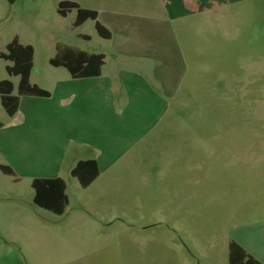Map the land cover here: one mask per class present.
Here are the masks:
<instances>
[{
    "label": "rangeland",
    "instance_id": "374dc122",
    "mask_svg": "<svg viewBox=\"0 0 264 264\" xmlns=\"http://www.w3.org/2000/svg\"><path fill=\"white\" fill-rule=\"evenodd\" d=\"M58 9L59 0H0V80L19 84L1 57L17 34L36 46L33 81L47 88L50 39L101 50L92 21L75 27L77 10ZM161 45L160 77L178 91L166 108L178 118L160 122L149 159L127 152L115 186L68 180L62 215L34 203L31 179L0 171V264H229L230 230L264 223V178L240 183L238 172L264 166V0L224 3L214 21Z\"/></svg>",
    "mask_w": 264,
    "mask_h": 264
},
{
    "label": "crops",
    "instance_id": "0c3cea01",
    "mask_svg": "<svg viewBox=\"0 0 264 264\" xmlns=\"http://www.w3.org/2000/svg\"><path fill=\"white\" fill-rule=\"evenodd\" d=\"M62 1L73 0H59V4ZM229 1L238 0H90L82 7L98 12V21L111 37L104 38L97 31L101 50H77L105 56L101 75L75 78L68 68L53 65L51 60L58 54V47H71L53 38V47L52 39L48 43L45 67L47 76L55 77L49 82L51 88L33 81L36 46L17 34L21 44H30L35 50L32 84L51 95H23L15 115L5 110L7 118L0 129V165L11 166L31 183L39 177H61L66 181L68 198V180L77 179L72 170L81 160L96 159L100 167V175L87 188L77 179L83 190L126 181L116 170L126 153L134 148L144 151L156 144L160 122L178 118L166 108L178 91L160 77L161 42L178 39L207 19L214 21L219 7ZM90 21L96 28L92 19L75 27L82 28ZM82 36L88 41L93 39L88 34ZM18 85L14 83V94L16 89L18 94ZM173 129L165 127L163 131L174 135ZM144 152L149 159L151 149ZM245 164V170L238 171L240 183L263 180L264 166L252 161ZM235 217L237 212H231L228 220ZM232 240L264 263V223L247 225L238 233L230 230L229 246Z\"/></svg>",
    "mask_w": 264,
    "mask_h": 264
},
{
    "label": "trees",
    "instance_id": "16d2710c",
    "mask_svg": "<svg viewBox=\"0 0 264 264\" xmlns=\"http://www.w3.org/2000/svg\"><path fill=\"white\" fill-rule=\"evenodd\" d=\"M77 10V18L74 25L80 26L89 19L96 21V29L104 38H110L111 32L98 21V12L93 9L82 7L74 1H62L58 12L67 16L72 10ZM34 47L23 45L15 37L7 45V53L1 57L12 64L7 65L10 76L20 78L18 94H14V83L10 79L0 80V97L6 112L13 116L19 109L20 98L23 95L49 97L50 91L32 84L31 72L34 67ZM105 56L103 54H89L72 47H58V54L52 58L51 63L55 66H64L69 69L75 78L99 76L102 72ZM4 123L0 121V129ZM0 169L7 175L16 176V172L9 165H0ZM83 188L90 186L100 175V167L96 159L81 160L72 170ZM34 189V203L39 207L52 211L56 215L65 213L69 204L66 192V181L61 178L39 177L32 183ZM229 264H264L237 241L232 240L229 246Z\"/></svg>",
    "mask_w": 264,
    "mask_h": 264
}]
</instances>
